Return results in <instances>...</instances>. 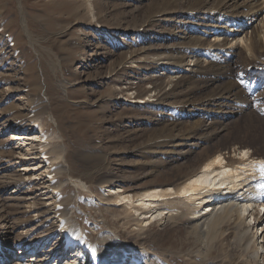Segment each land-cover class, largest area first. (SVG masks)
Listing matches in <instances>:
<instances>
[{"label": "rangeland", "instance_id": "1", "mask_svg": "<svg viewBox=\"0 0 264 264\" xmlns=\"http://www.w3.org/2000/svg\"><path fill=\"white\" fill-rule=\"evenodd\" d=\"M157 1L0 0V236L7 239L11 232L9 245L16 255L34 241L49 248L60 244L62 231L57 230L67 220L85 231L84 252L92 251L86 264H95L93 256L112 261L127 250L147 264H206L195 253L200 243L188 228L192 214L187 206L178 205L176 219L154 221L141 229L122 205L107 196L108 187L98 183L100 174L94 168L106 154L111 168L124 176L123 185L135 194L155 180L173 181L191 169L190 162L182 160L179 168H166V155L143 150L155 127L164 126L160 121L171 123L180 116L195 123L199 117L184 110L168 116L167 111L139 103L149 98L146 90L154 85L163 88L149 98L157 102L171 89L169 77L149 60L132 66L124 62L143 47L162 52L177 43L169 29L183 34L178 23L183 17L177 11L170 22L156 18L143 23ZM191 3L182 0L179 7L187 10ZM213 37L209 35L207 43ZM261 56L258 60L263 62ZM233 60L231 79L246 84L244 72L253 64L240 49ZM189 74L178 73L177 79ZM186 80L188 84L192 79ZM250 87L241 88L249 93ZM263 87L256 86L255 94ZM33 117L42 122L46 139L26 140L38 133L32 128ZM228 122L217 139L244 143L259 152L256 157L264 153V110L251 107ZM20 133L27 137L17 139ZM40 142L47 145L42 149ZM211 143H203L194 155L203 157ZM62 147L65 152L52 158L50 150ZM231 147L227 151L233 156ZM78 178L92 185L93 191L77 187ZM62 248L63 244L51 263L67 264L72 249L67 255ZM217 253L214 249L209 261L211 257L215 261ZM116 260L132 261L129 256ZM235 262L243 264L238 256Z\"/></svg>", "mask_w": 264, "mask_h": 264}, {"label": "bare ground", "instance_id": "2", "mask_svg": "<svg viewBox=\"0 0 264 264\" xmlns=\"http://www.w3.org/2000/svg\"><path fill=\"white\" fill-rule=\"evenodd\" d=\"M180 1L182 0H158L152 13L147 15L149 17L143 16L144 24L156 18H169L170 22L177 11L183 17L178 22L183 27L180 30L183 34L179 35L174 29H169L168 35L175 36L178 42L171 43L162 52H152L150 46L143 47L139 55L134 54L124 62L133 65L135 62L149 60L158 69H163L169 77L167 83L171 89L166 90L157 102L152 103L149 98L153 91L160 92L163 88L154 85L146 90L149 98L140 100L139 103L146 102L157 111H167L168 116L172 112L186 111L199 117L195 123L183 120L180 116L171 123L165 119L160 121L164 126L157 129L155 127V135L148 146L143 147L144 152L150 150L151 153L166 155V168L175 170L180 167L179 162L182 160L190 162L191 169L179 174L173 181L155 180L146 189L143 187L144 190H137L135 194V191L133 193L123 185L124 176L111 168L109 157L105 154L94 165L96 172L100 174L98 183L108 187L107 196L122 205L141 229L154 221L174 220L180 215L177 212L178 205L181 203L187 206L192 214L188 228L196 233L200 243L195 253L206 264H218L217 261L221 264H233L237 256L242 259L243 264H264V212L260 209L264 208V153L256 157L255 154L259 152H252L244 143H234L235 138L234 141L227 142L225 138L224 141L217 139L227 130L228 120L232 116L251 107L264 110V90L259 94H255L257 90H254L256 86L264 85V0H192L190 7L183 11L179 7ZM198 19L203 22H198ZM209 35L214 37L207 43ZM238 49L244 50L253 64L244 72L246 84L231 79L234 77L231 71L233 59ZM258 55H262L263 62L258 60ZM184 71H189L190 74L181 80L177 79L178 73ZM187 78L192 79L188 84ZM248 85L252 91L246 93L241 87ZM49 118L54 120L53 116ZM32 122H35L32 128L37 129L38 133L31 138L20 133L17 139L27 137V141L32 139L35 142L47 137L42 130V122L36 118ZM209 142L212 143L203 157L194 155L198 147ZM41 143L43 149L47 143ZM230 147L235 153L233 156L228 155ZM64 148L50 150L53 154L51 157L58 159ZM31 149L32 145L28 150ZM140 154H143L142 151ZM43 158L46 161L48 157ZM49 177L52 181L51 174ZM78 180L77 187L93 191L92 185L87 181L82 178ZM69 222L66 220L59 224L61 228L57 232L62 231L60 244H53L55 246L49 248L44 242L41 244L39 240L34 241L21 248L19 256L15 253V247L9 245L12 241L9 237L11 232L6 235L7 239L0 236V264L5 261L8 264H60L59 257L58 262L51 261L62 244L67 255L72 249L67 264H86L92 251L90 249L87 253L84 252V248L88 246L85 231L73 222V225H69ZM214 249L218 250L215 261L212 257L209 261ZM121 254L116 258L123 260L129 256L132 260L130 264H147L142 263L136 253L131 254L127 250ZM30 255L32 258H28ZM92 258L95 264H120L116 258L112 261L96 256Z\"/></svg>", "mask_w": 264, "mask_h": 264}]
</instances>
